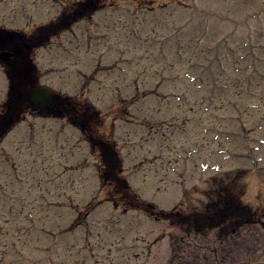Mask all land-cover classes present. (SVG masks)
I'll return each mask as SVG.
<instances>
[{"label": "rangeland", "instance_id": "1", "mask_svg": "<svg viewBox=\"0 0 264 264\" xmlns=\"http://www.w3.org/2000/svg\"><path fill=\"white\" fill-rule=\"evenodd\" d=\"M71 1L78 0H61V4L0 0V29L29 35L55 19L63 4ZM105 5L88 21L51 38L45 47L32 49L29 56L38 83L91 100L102 114L100 132H108L117 117L110 131H114L123 173L143 199L162 210L190 202L201 207L208 200L205 193L214 189V178L227 186L233 179L236 185L233 190L228 186L229 193L234 191L262 224L243 226L225 237L217 231L197 236L141 211L107 215L113 206L102 203L88 216L87 224L65 233L77 216L74 206L83 209L90 200L91 205L104 201V189L99 191L94 153L83 137L65 119L32 114L0 141V249L16 238L11 236L15 232L23 236L16 239L23 240L33 227L26 245H18L21 264H264V131L252 129L259 116L249 109L252 100L240 98L235 107H229L235 103L232 99L227 108L209 109L217 118L211 120L198 106L201 96L212 95V86L199 69L193 72L190 65L176 64L174 43L181 40L186 59L196 63L198 56L190 57L191 52L210 64L211 49L228 35L232 38L223 41L225 49L243 46L245 41L264 42L258 35L264 33V0H108ZM161 7L168 15L174 11L168 17V30L159 26ZM200 35L204 37L197 45ZM154 39L159 43L154 44ZM110 66L121 72L112 73ZM100 68L105 72H98ZM4 69L0 65V104L9 88ZM188 75L197 79L190 81ZM117 92L122 95L119 105H128V124L113 105ZM176 94H185L190 106L176 105L169 97ZM168 97V105L163 106L160 100ZM202 125L210 133L203 132ZM216 128L225 132L220 136ZM40 190L50 194L44 196ZM42 200L65 207L42 212V207L49 210ZM11 207L19 217L7 214ZM5 231L10 235L3 238ZM7 259L19 260L13 253Z\"/></svg>", "mask_w": 264, "mask_h": 264}, {"label": "trees", "instance_id": "2", "mask_svg": "<svg viewBox=\"0 0 264 264\" xmlns=\"http://www.w3.org/2000/svg\"><path fill=\"white\" fill-rule=\"evenodd\" d=\"M105 1L107 0L79 2L69 12L64 10L56 21L39 27L30 40L27 41L28 44L26 45L28 49L22 48L23 46L20 44L13 46L18 51V54H15L14 58L19 59L20 57V60H24L25 62L19 69H15L11 75L13 77L12 87L4 103L5 109L3 114L0 116V139L19 121L24 113L32 108L26 100V91L22 87L23 82H20L23 78L22 76H26L23 79L33 78L34 70L27 59L31 47L41 46L51 37L70 28L74 23L89 18L104 6ZM258 35L260 39L264 38V33H258ZM229 38L227 37L223 41L225 42ZM223 41L219 42L216 49H211L210 53L213 54V58L209 60L211 61L210 64L202 63V57L199 54L194 55L191 52H189L190 57L198 56V60H195L196 63L186 59L183 57L186 48L181 50L180 55L182 57L179 58L176 64L179 67L181 65H190L191 68L189 70L193 69V72L199 69L201 70L200 76L202 73L206 74V83L212 86L210 90L212 95L202 97V102L199 105L209 106L214 109H216V106L218 108H227L232 99H236L235 103L234 105H229V107H235V104L239 105L240 98L245 102L252 100L253 102L250 101L248 103L249 109H254L252 111L255 112V115L260 116L259 119L264 124V42L257 41L252 43L245 41L244 46L240 45L236 48L225 49L222 46ZM222 47H224V51H221ZM0 48L5 49L4 47ZM205 62L207 61L205 60ZM214 66L216 71L213 69ZM200 80L204 82L201 77ZM186 88L190 89L189 87ZM227 98H229L228 101H226ZM165 102L162 104L167 105ZM254 102L255 104H250ZM183 105L190 106L186 99L179 102V107ZM50 114L66 117L73 126L79 129L91 149L97 152L101 185L106 187L108 191L105 198L119 208L141 211L149 217L166 221L171 226L178 227L188 234L193 233L197 235L217 231L220 237H225L244 225L260 222L255 213L249 207L242 205L239 199L234 196V191L229 193L228 186H231L233 190V185H236L233 179H231L232 181L227 186V183H223L221 179L214 178V189L205 193L208 196V200L201 207H197L190 202L185 205L186 207L178 206L169 211L158 209L153 203L140 199L131 190L126 179L122 177L121 160L116 152L114 142L97 131L103 119L100 111L95 109L89 101L62 97L60 103L56 104ZM210 115L212 114H209L208 117ZM210 119L212 120V118ZM217 122L219 121L217 120ZM216 124L214 122V125ZM262 128L264 129V126ZM91 209V206H87L84 209L85 212L80 218V222H84L85 217ZM15 217H18V214H15ZM26 242L27 240H24L22 244ZM1 251L0 258L3 259L8 255V252L5 246H3ZM0 264H2V260H0Z\"/></svg>", "mask_w": 264, "mask_h": 264}, {"label": "water", "instance_id": "3", "mask_svg": "<svg viewBox=\"0 0 264 264\" xmlns=\"http://www.w3.org/2000/svg\"><path fill=\"white\" fill-rule=\"evenodd\" d=\"M9 53H0V62L10 58ZM50 87L48 85L32 86L28 91V100L40 112L49 110L51 107Z\"/></svg>", "mask_w": 264, "mask_h": 264}]
</instances>
